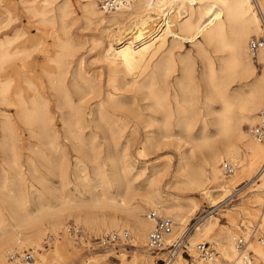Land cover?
I'll use <instances>...</instances> for the list:
<instances>
[{
  "label": "bare ground",
  "instance_id": "bare-ground-1",
  "mask_svg": "<svg viewBox=\"0 0 264 264\" xmlns=\"http://www.w3.org/2000/svg\"><path fill=\"white\" fill-rule=\"evenodd\" d=\"M83 1L87 27H96L112 40H118L117 47L110 40H106V46L102 42L99 61L108 69L106 86L103 71L91 74L77 56L78 45L73 44L69 35V18L74 14L71 0H20L39 24L60 23L55 34L62 50L49 58L55 66H47L42 74L38 72L36 57L27 47L26 33H3L16 18L10 10L12 5L4 6L0 0V16L6 17L5 24L0 21L1 187L8 189V181L12 182V188L20 185L9 194L0 191V264H16L8 258L15 246L43 249L46 240L51 245L55 238L48 235V230L61 228L65 232L68 223L62 225L70 215L98 230L118 231L126 226L135 235L136 243H145L154 221L149 217L150 211L147 216L144 211L153 208L151 211L175 221L172 233L167 235L168 242L178 232L181 237L190 216L198 209L199 200L195 196L163 195V177L174 165L170 159L151 166L141 161L151 158L169 142L179 150L184 145L190 146L186 151H178L176 170L169 174L165 187L177 186L179 190L207 198L213 207L220 206L238 191L231 187L235 179L245 173H256L257 163L263 161L255 176L257 180L253 179L255 173L248 180L254 184L262 179L254 191L260 188L264 191V141L244 128L245 124L254 125L259 120L264 106V49H259L255 57L250 50V37L260 31L262 21L253 7L262 11L264 3L253 0V6L251 0H130L126 6L107 12L101 7V0ZM160 18L163 23L158 27ZM60 31L66 35L65 39L59 35ZM169 37H173L171 42ZM185 41L194 44L202 58V99L195 97L202 83L192 76L191 65L184 66L175 79L182 95L176 88L171 92L169 64L176 48ZM210 50L218 54L212 56ZM159 53L160 58L152 62ZM75 56L76 67L72 66L74 58L70 59ZM253 58L263 64L261 72ZM239 81H245L246 85L234 89L232 85ZM128 92L140 95L142 100L149 99L151 103L143 107L163 114L159 138L145 135L136 156L130 152V143L139 138V132L136 125L129 130L132 120L125 106ZM96 99L97 104L89 105ZM59 124L76 152L74 162L66 143L59 138ZM100 126L106 128L98 137L94 129ZM87 128L91 129L90 138L85 134ZM23 130L28 134L26 145ZM47 145L57 154L56 159L46 158ZM24 149L28 151L25 160ZM243 154L249 156L247 164L243 163ZM39 158L45 161L46 170L38 163ZM225 161L235 165L231 174L222 169ZM142 188L146 189L144 193H136ZM29 204L34 208L30 209ZM105 208L123 209L128 220H107L94 211ZM218 219L210 216L195 225L188 235H192V248L197 240L213 239L211 234L219 224ZM259 224L264 226V214ZM222 234L226 240L223 256L230 264H246L236 245L241 233L225 227ZM248 241L247 252L250 248L255 252L254 264H264V247L254 241L248 245ZM67 250L66 245L58 242L52 252L62 259ZM179 253L168 264H182ZM50 254L51 251L34 250V261L25 262L48 264ZM196 260V264H217L218 255L207 262Z\"/></svg>",
  "mask_w": 264,
  "mask_h": 264
},
{
  "label": "rangeland",
  "instance_id": "rangeland-1",
  "mask_svg": "<svg viewBox=\"0 0 264 264\" xmlns=\"http://www.w3.org/2000/svg\"><path fill=\"white\" fill-rule=\"evenodd\" d=\"M254 1L256 2V0H254ZM254 1L251 0L253 6L255 4ZM260 2L264 3V0H260ZM71 3L73 6L74 14H72L69 18V23H70L69 35L71 34L70 37L73 40V44H76V46L78 45L77 46L78 48L75 47L76 50L78 49L77 56L83 60L84 67L91 74H95L99 70L103 71V73H104L103 80H104V84L106 86L107 77H108V69H107L106 64L103 61H99V56H100V53L103 49L102 42H103L104 46H106V44L108 42L109 43L114 42V43H116L114 46L117 47L118 46V40H112L113 39L112 37H107V35L105 33H104L105 34L104 35L101 32V30L96 28V27H87L86 21L84 18L85 6H84L83 0H71ZM8 4L12 5V6H10L11 7L10 10L13 13L12 16L14 18H16V20L13 21V23L8 28L4 29L3 33L13 34L17 31H24L26 33V37L29 38V42H30V43L28 42L27 47L30 48V52L32 51L33 56L36 57V59H37L38 72L40 74H42L43 69H45L47 66L54 67L55 63L50 61L49 58L55 57L58 54V52H60L62 50L61 47L58 45V40H57L56 34H55L56 31L60 27V23L58 24V22H55L54 24H50V23L49 24H39L38 18H34L27 11V9L25 8V5H23L20 2V0H2V5L7 6ZM255 11H256V8L254 9V7H253L254 14L258 18L260 17L262 19V21H260V31L257 32L256 34L255 33L252 34L250 39L253 37H260L263 35V32H264V27H263L264 26V8L262 9V11H259V12H257V11L255 12ZM108 14L109 13H107V15ZM74 18L76 20H74ZM260 18H259V20H261ZM0 21L4 22L2 24H5L6 17L0 16ZM160 21H161V18L158 19V27L163 23ZM175 23L176 22H172V24H175ZM261 24H262V26H261ZM175 26H176V24H175ZM158 27L155 26V28H157L156 30H158ZM261 27L263 28L262 31H261ZM55 29H56V31H55ZM161 33H162L161 31H155V34H161ZM59 35L61 36L62 39L66 38V35L62 31H60ZM110 35H112V31H111ZM172 38L173 37H169V42H171ZM250 39H249V41H250ZM106 40L107 41L110 40V41L107 42ZM146 40H149V38ZM75 48H74L73 52H75ZM210 51H211L212 56H216V54H218L216 52H213L212 50H210ZM79 54H81V55L79 56ZM77 56L70 57V59L74 58L73 59L74 62L72 63V66H74V67L77 66V63L75 61V58H77ZM160 56H161L160 53L157 54L154 57V59L152 60V62L159 59ZM182 57L185 59H183ZM253 59L255 61V64L258 67V71L261 72L263 64H260L257 58H253ZM186 61L189 62L188 63L189 65L186 63ZM190 65H191V67H189ZM169 66L172 68V72L169 74L170 75L169 81H170V84L172 86L171 92L174 93V89L176 88L177 91L182 95L183 91H181L180 88L177 86L175 79H176V77H178L180 75L181 69L184 66H188L189 69L191 70L192 76L195 77V80L198 81L200 84L202 83L201 88L199 89V92L195 93V97L202 99V94H203L202 93L203 92V82L201 81L202 58L198 54L197 48L195 47V45L190 43V42L185 41V43L183 44L182 47L176 48L174 59H173V61L170 62ZM243 85H246L245 81H239V82H235L232 85V87L234 89H236L237 87H241ZM125 94L128 95V97L125 99V100H127V101H125V103H126L125 106H126V109L128 111L127 116L129 119L132 120L131 124L129 125L130 126L129 130L134 128L136 125L137 130L139 132V135H138L139 138L132 140L130 143V149H131L130 152L134 156H136L137 151H139V148H138L140 146L139 142L141 140H143L142 138L145 135H149L151 137V139H156V138L158 139L159 138L158 133L160 131V128L163 129V125L161 122V120L163 118V114L160 111H157L156 109H152V108L148 109L147 107H143V106H146L145 104L151 103L149 99L142 100L140 95H137L136 93H132V92H128ZM133 96H135V97H133ZM135 99H136V102H135L136 104H133ZM98 101H99V99L93 100L92 102L89 103V105H95V103L97 104ZM131 104H133V105H131ZM215 106L218 108L219 104L215 103ZM250 126H252V125L251 124H245L244 125L245 131L247 133H250V130H249ZM105 128L106 127H104V126H100V127L95 128L94 131L97 132L99 134L98 137H100L102 135V131L105 130ZM57 129L59 132V138H60L61 142L66 143V145H67L66 147L68 150L70 160L74 162L75 157H76V152L70 146V143L68 142V140L65 139V137H64L65 132H64V129L62 128V125L59 124ZM211 129H213V127H211ZM23 131H24V139H25L24 143L26 145L28 143V141H27L28 134H27V131H25V130H23ZM85 134L87 135L86 136L87 138H90L91 129L87 128L85 130ZM100 139L102 140V138H100ZM166 141H167V139H166ZM189 146L184 145L179 150L176 145L173 146L169 142L167 144V146H165L163 149L156 151L154 154L150 155L149 157L152 156L151 158L141 159V161H147L146 164H148V166H151V165L157 164V163L162 164L164 162V159H170L172 161V163H174V165H172V167L170 168V172L168 173V175L163 177V181H162L163 195L169 196V197L170 196H179L181 198H186L188 196L189 197L190 196L191 197H194V196L197 197V200H199L198 209L195 210L194 213L190 216L189 221H188V225L194 223V219L201 216L202 214H204V215L207 214V215H206V217H204V219H202L201 223H204V221H206V219L210 216H215V217L219 218L218 219L219 224L216 226V229L211 234V237L213 239H211V240H197L195 242V245L197 243H199L200 241L201 242H203V241L211 242L215 246L216 251H218V253H219V254H217L218 255L217 264H230V261L223 256V248H224V246L226 247V240L224 238H222L223 230H225V227H229L230 229L238 230V232L241 233L240 238L243 237L245 240L249 239L250 241L247 240L249 242L248 245H250V242L254 241L255 245H259V246L264 247V242L260 243V240H264V226H260V224H259L261 221V217L264 214V191H262L263 189H261V188L258 189L259 191H254V188H258L257 184L262 182V179H260L256 183L254 182V184H253V182H251L252 184L249 183L250 180H248L249 177H251V175L253 176V174L255 172L252 171L249 174L245 173V174H242V176H238L235 179L236 182H234V184L231 185V187L233 186V190L242 188V190H240L241 192L238 194V197H234V198L231 197V199H229L227 202L223 203L222 205L214 206V207L212 206V204L210 203V201L207 198H203L199 195L189 194L188 191H183V190L177 189V186H174V187L172 186L171 188L165 187L166 184L168 183L169 179H170L169 174L176 170L175 164H177V160H178V156H177L178 151H186L189 149ZM45 148H46V153H47L46 158L56 159L57 154L53 153L52 148L49 145L45 146ZM24 151H23V153H24L23 159L25 160L27 157L28 151L25 149H24ZM243 156L245 159L243 163L247 164V162L249 160V156L247 154L246 155L243 154ZM197 157L200 158V153H198V152H197ZM1 158H2V152L0 150V161H1ZM38 163L45 168V166H44L45 161L43 160V158H39ZM262 163H263V161L257 163V167H256L257 170H255L256 173L259 170V167ZM45 170H46V168H45ZM256 173L253 176L254 180L256 179L255 178ZM238 175H240V174H238ZM231 178L232 177H229V178L226 177V179H231ZM54 179L57 180L58 178L54 177ZM99 179H100V177H98V180ZM242 181H244V183H242L241 185H238L237 187L234 188L235 185H237L238 183H240ZM11 183H12L11 181H8V189L6 187L2 188L1 187L2 177H0V191H2L5 194H9V193H11L10 190H13V189L16 190V189L20 188V185H16V186L13 185V188H12ZM10 186L12 189H10ZM39 186L41 187V185H39ZM145 191H146V189L142 188L141 190H137L136 193L140 194V193H144ZM256 193L259 195H257ZM254 194H256L257 196ZM250 197H252V199H250ZM29 205H30V209L34 208L33 205H31V204H29ZM214 209H216L215 212H214ZM151 210H154V209L153 208H146L144 211V214H146V216H147V213ZM228 210H230V212L232 213V216L229 215ZM94 211L100 213V215L105 216V219H107V220H110L111 218H117V219H120V221L123 220V222L128 220V216L126 215L125 211L121 208H117V209L105 208V209H101V210L94 209ZM161 215L168 217L165 214H161ZM69 222H75V223L82 225L85 229V232L87 233V235L89 236V238L91 240L99 238L106 231H112V229L111 230H105V229L104 230H98L97 228H95L93 226H87L82 221L77 220L76 216H73V215H70V216H68V218L65 219L62 227H65L66 224ZM201 223H199V224H201ZM118 229H120V230L127 229L128 231H130V234L132 237L131 243L120 244V245H117V246L111 247V248H102L98 245V243H95L93 245V247L86 249L85 245L75 244V242L73 240L71 241V239H72L71 237H70L71 238L70 239L69 236H64L65 232L60 228L57 230H52V229L48 230V235L52 234L55 239L51 245H50V243L47 242V240L44 241L42 243L43 249L19 248V247L15 246V250H18L21 252L27 251V250H33V251L37 250V253H40V252L43 253L45 251H47V252L51 251L48 264H144V261H146V264H165L164 261L162 260V258L165 257L164 252L150 251L147 248V244H146L147 240L145 243H143V242L136 243V241H134V239L136 237L132 233V230H130L128 227L122 226L121 228H118ZM184 229H185V227H184ZM186 229H187V226H186ZM113 230H116V229H113ZM0 231H1V229H0ZM180 233H181V230H180ZM178 235H179V232H178ZM178 235H176L175 236L176 238H173V239L179 238ZM260 237H262V239ZM189 240L192 244V235H191V237H189ZM237 241H238V239H237ZM58 242L61 243L62 245H66L67 249H68L67 252L63 253L62 259L56 257L54 255V253L52 252V249L55 248V244ZM192 245H194V244H192ZM236 245H237V243H236ZM250 250L253 251L252 248H250ZM253 254H255L254 251H253ZM34 255H35V259H37L38 256H36V252L34 253ZM178 255L181 256L179 263L184 264L186 262L184 260L185 257L184 256L182 257L181 253H179ZM194 255L197 256L195 253H194ZM255 257H256V255H255ZM8 258H9V256H8ZM9 260H10V258H9ZM176 260H177V258L174 261H176ZM25 261H29V260H25ZM25 261H22L23 262L22 264H26L27 262H25ZM33 261L34 260H31V262H33ZM10 262H11V260H10Z\"/></svg>",
  "mask_w": 264,
  "mask_h": 264
},
{
  "label": "built area",
  "instance_id": "built-area-1",
  "mask_svg": "<svg viewBox=\"0 0 264 264\" xmlns=\"http://www.w3.org/2000/svg\"><path fill=\"white\" fill-rule=\"evenodd\" d=\"M129 2L130 0H101L100 5L105 11L112 12L118 10L120 7L126 6ZM259 49H264V32L262 36L253 37L250 41V50L253 56H256ZM249 130L256 139L264 141V106L260 110L259 120L254 125L250 126ZM222 169L226 174H231L235 170V165L231 162L225 161L222 163ZM237 190L238 191L231 196L232 198L238 197L242 188ZM215 211L216 209H214V212ZM206 215L202 214L201 216L195 218L194 223L187 225V229L181 237L168 242L167 235L171 234L174 228L173 220L169 217L156 213V211H150L149 217L154 221V226L149 233L147 248L150 251L164 252L165 257L162 258V260L165 264H168L171 260H173L178 252L185 257V264H196V259L201 262L213 260L217 255V251L211 242H199L192 248L188 237L195 225L201 219L206 217ZM65 232L76 244L85 245L86 249L93 247L95 243H98V245L102 248H111L120 244L131 243V234L127 229L105 232L99 238L91 240L82 225L75 222H69L65 228ZM237 249L242 253L241 256L244 257L246 264H254V258L252 257L253 252L251 250L247 252V241L243 237L238 239ZM194 253L197 256H195ZM9 257L16 264H20L22 261L33 259V250L23 252L14 250L10 253Z\"/></svg>",
  "mask_w": 264,
  "mask_h": 264
}]
</instances>
